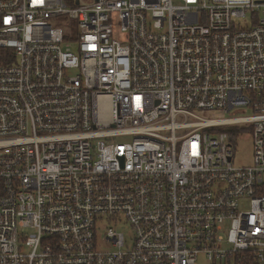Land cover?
Wrapping results in <instances>:
<instances>
[{
    "label": "built area",
    "instance_id": "1",
    "mask_svg": "<svg viewBox=\"0 0 264 264\" xmlns=\"http://www.w3.org/2000/svg\"><path fill=\"white\" fill-rule=\"evenodd\" d=\"M0 264H264V0H0Z\"/></svg>",
    "mask_w": 264,
    "mask_h": 264
},
{
    "label": "rangeland",
    "instance_id": "2",
    "mask_svg": "<svg viewBox=\"0 0 264 264\" xmlns=\"http://www.w3.org/2000/svg\"><path fill=\"white\" fill-rule=\"evenodd\" d=\"M65 18L62 17L60 20L63 21ZM204 116H209V117H229L234 114H218V113H210V112H205L203 113ZM221 131H227L231 133H235L238 135L237 140H233L234 143V163L236 165L240 166H246V165H251L253 164L254 161V146H253V141L251 139H242L240 135L243 134L244 128L239 126V125H233L230 127H220L219 128ZM119 230L121 232H125L127 236H133V232L129 226V223L125 221L123 224H121L119 227ZM106 229L103 224H101V230L104 231Z\"/></svg>",
    "mask_w": 264,
    "mask_h": 264
}]
</instances>
